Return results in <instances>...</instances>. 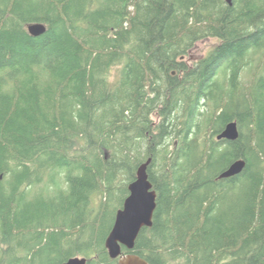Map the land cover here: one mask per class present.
I'll return each mask as SVG.
<instances>
[{
    "label": "trees",
    "instance_id": "16d2710c",
    "mask_svg": "<svg viewBox=\"0 0 264 264\" xmlns=\"http://www.w3.org/2000/svg\"><path fill=\"white\" fill-rule=\"evenodd\" d=\"M149 159L154 224L124 253L264 264V0H0V264H118L106 220Z\"/></svg>",
    "mask_w": 264,
    "mask_h": 264
},
{
    "label": "water",
    "instance_id": "95a60500",
    "mask_svg": "<svg viewBox=\"0 0 264 264\" xmlns=\"http://www.w3.org/2000/svg\"><path fill=\"white\" fill-rule=\"evenodd\" d=\"M231 4V0H227ZM32 37H40L47 31L42 23H32L27 26ZM240 132L237 122H230L217 136V141H236ZM151 159L147 160L137 170L136 179L129 184V195L123 207L116 213L115 221L106 241L105 247L111 259L118 260V264H150L147 260L134 253H124L123 249L133 251L141 231L153 227L157 209V192L149 180L148 167ZM246 161L239 159L232 163L219 176V180L234 178L243 173ZM85 257H73L63 264H87Z\"/></svg>",
    "mask_w": 264,
    "mask_h": 264
},
{
    "label": "rangeland",
    "instance_id": "374dc122",
    "mask_svg": "<svg viewBox=\"0 0 264 264\" xmlns=\"http://www.w3.org/2000/svg\"><path fill=\"white\" fill-rule=\"evenodd\" d=\"M216 44H218V41L215 40V39H205V40H202L200 42H198L195 47L190 51L189 55L184 59L186 60V62H188L189 64L194 62V61H197V60H200L202 59L203 57H205L213 48L214 46H216ZM117 75V70L114 69L113 70V77H115ZM244 80L245 79H248L247 78V75H244ZM157 118L154 117V121L157 122ZM107 156L109 157L110 154L107 153ZM122 195H118L115 199L116 201H113V205L111 207V211L109 212V217L108 219L106 220L107 221V224L106 226L108 228H110L112 222H113V218H114V214L115 212L118 210H120V206L122 204ZM101 199H103V195H98L96 198H94V202H93V205L95 207L99 206L100 205V202H101ZM116 212V213H117ZM116 217V216H115ZM80 257V256H79Z\"/></svg>",
    "mask_w": 264,
    "mask_h": 264
},
{
    "label": "bare ground",
    "instance_id": "6f19581e",
    "mask_svg": "<svg viewBox=\"0 0 264 264\" xmlns=\"http://www.w3.org/2000/svg\"><path fill=\"white\" fill-rule=\"evenodd\" d=\"M172 112V111H171ZM230 123V122H229ZM227 125V124H226ZM170 126V125H169ZM253 167V166H252ZM251 168V167H250ZM221 204V203H220Z\"/></svg>",
    "mask_w": 264,
    "mask_h": 264
}]
</instances>
